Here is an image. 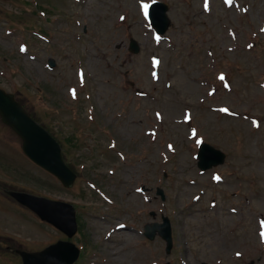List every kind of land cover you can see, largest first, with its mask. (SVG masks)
Segmentation results:
<instances>
[{
	"label": "rangeland",
	"instance_id": "rangeland-1",
	"mask_svg": "<svg viewBox=\"0 0 264 264\" xmlns=\"http://www.w3.org/2000/svg\"><path fill=\"white\" fill-rule=\"evenodd\" d=\"M152 1L0 0V87L78 172L63 187L0 123V183L75 206L73 264H264V0H159L161 36ZM197 141L224 164L200 171ZM12 201L0 195V264L67 239ZM150 211L171 220L170 253L143 235Z\"/></svg>",
	"mask_w": 264,
	"mask_h": 264
},
{
	"label": "water",
	"instance_id": "water-1",
	"mask_svg": "<svg viewBox=\"0 0 264 264\" xmlns=\"http://www.w3.org/2000/svg\"><path fill=\"white\" fill-rule=\"evenodd\" d=\"M167 6L161 2H154L150 6L149 19L156 31L163 33L169 24L166 15ZM130 49L137 52L139 47L131 39ZM0 116L22 139V148L34 162L56 175L65 186H71L75 174L64 163L60 146L57 141L36 121H34L11 93L0 89ZM198 165L202 169L211 167L224 160V154L204 143L200 146ZM157 193L164 198L163 191ZM20 202L34 210L42 219L47 220L62 231L72 236L76 231L75 212L72 205L45 197H38L21 192H12ZM145 235L153 238L155 232L167 241V252L172 245L170 222L163 217L162 223L145 225ZM78 254V249L70 242L59 241L39 252L21 251L23 264H68L73 262ZM169 264V263H166ZM208 264V263H203Z\"/></svg>",
	"mask_w": 264,
	"mask_h": 264
},
{
	"label": "snow or ice",
	"instance_id": "snow-or-ice-1",
	"mask_svg": "<svg viewBox=\"0 0 264 264\" xmlns=\"http://www.w3.org/2000/svg\"><path fill=\"white\" fill-rule=\"evenodd\" d=\"M226 2L230 4V3H231V0H226ZM204 7H205V9H207V7H208L207 0H205V5H204ZM142 8H143L145 14H147L148 5H147V4H144V5H142ZM262 31H264V29H262ZM249 47H251V46H249ZM220 79L223 80V79H224V76L221 75V76H220ZM221 111L227 112L228 109H226V108H225V109H221ZM157 115L159 116V114H157ZM254 123H255V122H254ZM192 136H193V137L196 136V130H195V129L192 130ZM197 143H199V141H197ZM169 147H171V146H169ZM215 178H216L217 180L219 179L218 176L215 177ZM238 255H239V253H238Z\"/></svg>",
	"mask_w": 264,
	"mask_h": 264
},
{
	"label": "flooded vegetation",
	"instance_id": "flooded-vegetation-1",
	"mask_svg": "<svg viewBox=\"0 0 264 264\" xmlns=\"http://www.w3.org/2000/svg\"><path fill=\"white\" fill-rule=\"evenodd\" d=\"M0 190H2L3 192H1V194H4V196H6V194L4 193L6 191L5 188L1 187Z\"/></svg>",
	"mask_w": 264,
	"mask_h": 264
}]
</instances>
